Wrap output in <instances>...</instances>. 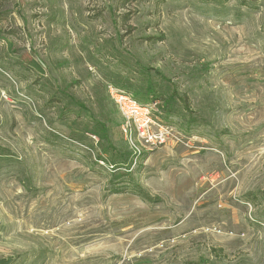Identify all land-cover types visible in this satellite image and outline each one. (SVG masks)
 Instances as JSON below:
<instances>
[{
    "label": "rangeland",
    "instance_id": "1",
    "mask_svg": "<svg viewBox=\"0 0 264 264\" xmlns=\"http://www.w3.org/2000/svg\"><path fill=\"white\" fill-rule=\"evenodd\" d=\"M0 264H264V0H0Z\"/></svg>",
    "mask_w": 264,
    "mask_h": 264
},
{
    "label": "built area",
    "instance_id": "2",
    "mask_svg": "<svg viewBox=\"0 0 264 264\" xmlns=\"http://www.w3.org/2000/svg\"><path fill=\"white\" fill-rule=\"evenodd\" d=\"M109 89H111L110 96L114 99L119 112L125 118L122 131L130 139L134 140V143H137L143 148L148 145L151 147L154 144H162L163 135H168L171 131H174L173 127L156 124L158 117L154 102L150 103L148 101L143 104L124 91H116L112 87ZM153 127L156 128V133L151 132Z\"/></svg>",
    "mask_w": 264,
    "mask_h": 264
},
{
    "label": "trees",
    "instance_id": "3",
    "mask_svg": "<svg viewBox=\"0 0 264 264\" xmlns=\"http://www.w3.org/2000/svg\"><path fill=\"white\" fill-rule=\"evenodd\" d=\"M225 1H229V0H225ZM138 101V100H137ZM140 102H144V101H140ZM144 103H147V101L146 102H144Z\"/></svg>",
    "mask_w": 264,
    "mask_h": 264
}]
</instances>
